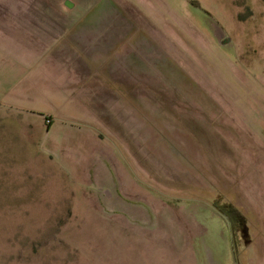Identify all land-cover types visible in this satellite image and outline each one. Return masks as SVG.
<instances>
[{
	"label": "rangeland",
	"instance_id": "374dc122",
	"mask_svg": "<svg viewBox=\"0 0 264 264\" xmlns=\"http://www.w3.org/2000/svg\"><path fill=\"white\" fill-rule=\"evenodd\" d=\"M48 7L77 78L0 79V264H264V0Z\"/></svg>",
	"mask_w": 264,
	"mask_h": 264
},
{
	"label": "crops",
	"instance_id": "0c3cea01",
	"mask_svg": "<svg viewBox=\"0 0 264 264\" xmlns=\"http://www.w3.org/2000/svg\"><path fill=\"white\" fill-rule=\"evenodd\" d=\"M79 37V26L66 23L64 11L49 8L48 0H0V64L8 69L0 79L22 80L11 86L20 97H33L34 85L51 81L62 98L80 61L66 49L80 47Z\"/></svg>",
	"mask_w": 264,
	"mask_h": 264
},
{
	"label": "water",
	"instance_id": "95a60500",
	"mask_svg": "<svg viewBox=\"0 0 264 264\" xmlns=\"http://www.w3.org/2000/svg\"><path fill=\"white\" fill-rule=\"evenodd\" d=\"M213 29L215 36L222 44H228L231 42V37L226 35V32L219 24L213 23Z\"/></svg>",
	"mask_w": 264,
	"mask_h": 264
},
{
	"label": "flooded vegetation",
	"instance_id": "af4514ba",
	"mask_svg": "<svg viewBox=\"0 0 264 264\" xmlns=\"http://www.w3.org/2000/svg\"><path fill=\"white\" fill-rule=\"evenodd\" d=\"M66 3L70 6V4L72 5V3H70L69 1H66Z\"/></svg>",
	"mask_w": 264,
	"mask_h": 264
}]
</instances>
